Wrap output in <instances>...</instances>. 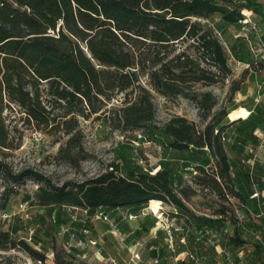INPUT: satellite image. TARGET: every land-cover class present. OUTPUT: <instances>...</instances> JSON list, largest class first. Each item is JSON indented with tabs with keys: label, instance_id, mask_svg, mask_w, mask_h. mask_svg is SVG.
I'll list each match as a JSON object with an SVG mask.
<instances>
[{
	"label": "trees",
	"instance_id": "obj_1",
	"mask_svg": "<svg viewBox=\"0 0 264 264\" xmlns=\"http://www.w3.org/2000/svg\"><path fill=\"white\" fill-rule=\"evenodd\" d=\"M244 11L259 16L264 24V9L251 1L0 0L1 156L9 143L3 114L11 107L19 108L29 123L67 137L57 158L75 169L89 156L78 119L103 115L113 129L132 134V144H157L182 157L189 154L182 169L193 172L194 183L221 200L212 215H197L188 206L197 190L190 185L177 189L174 181L181 169L166 163L156 173L111 165L95 178L56 186L34 170L15 172L0 159V178L5 181L0 198V251L20 249L36 262L48 264L47 254L36 246H49L53 264H79L74 247L69 252L57 247L58 229L69 223L64 207L89 215L76 225L83 228L98 210L126 209L137 215L151 201L177 210L175 215L184 220L185 237V243L175 239L173 249L152 251V259H161L165 253L174 259L178 250H188L213 264L207 248L216 234H222L228 244L238 243L241 221L229 198L245 208L247 196L238 188L240 179L245 190L255 186V181L264 190L262 178L251 171L254 151L260 145L255 133L264 125V102L257 103L246 119L229 121L230 114L244 107L234 103L213 112L216 96L200 90L221 85L231 76L221 34L209 24L210 19L219 16L225 24L236 26L245 19ZM256 35L251 31L247 38L229 42L228 50L237 62L256 65L249 44ZM260 64L259 71L264 69V63ZM240 90L239 82H234L231 92ZM120 94L125 95L121 107L104 110ZM155 95L190 101L204 126L180 116L162 127L154 124ZM230 130L234 132L231 138L227 137ZM27 180L42 186L35 198L25 195L23 204L31 203L42 211L32 218L27 215L25 221L24 214L11 215L10 204ZM227 224L234 228L231 236L225 234ZM257 229L263 241L255 243L252 260L264 264V218ZM26 230L34 244L20 237ZM148 232L142 228L137 234ZM64 235L69 237V233ZM216 247L220 250L223 245L216 240L215 252ZM180 264L197 263L189 258Z\"/></svg>",
	"mask_w": 264,
	"mask_h": 264
},
{
	"label": "rangeland",
	"instance_id": "obj_2",
	"mask_svg": "<svg viewBox=\"0 0 264 264\" xmlns=\"http://www.w3.org/2000/svg\"><path fill=\"white\" fill-rule=\"evenodd\" d=\"M239 1H251L264 9V0ZM243 15L245 19L236 26L225 24L219 16H214L209 22L221 34L218 37L226 48L228 65L231 69V76L223 84L200 90L202 92H212L216 96L218 104L213 112L223 108L229 109L234 103L244 107L238 111L247 109L250 112L257 103L264 102V69L259 71L260 68H257L261 67L260 63H264V24H262L261 18L253 13L245 15L243 12ZM221 28L225 29V32ZM251 31L257 34V38L252 42L256 54L255 66L237 63L233 60L228 50L229 42L236 38H247ZM234 82H239L241 88L236 93L231 92ZM124 99L125 95H118L104 110L110 111L115 107L120 108ZM155 104L157 114L154 124L159 127H162L176 116L185 117L189 121L202 125L201 127L204 126L195 106L182 97L168 99L155 95ZM230 116L231 114L228 116L229 121H233ZM3 117L9 135V143L7 144L8 148L2 149L0 159L7 163L15 172L31 169L50 180L54 185L63 186L67 182H83L87 179L95 178L105 173L111 165L140 167L144 171L156 173L166 163L172 166L176 165L181 169L174 181L177 189L190 185L197 190V195L188 204L197 215H212L217 205L221 202L215 193L194 183V176L191 175L193 172H185L182 169V161L183 163L184 161L186 162L187 160L184 159H189V154H185V157H182L181 153L165 150L157 144H132L130 140L133 139V135L130 133L123 134L113 129L109 123L104 121L103 115H93L87 120L84 118L78 119V129L84 136V147L89 155L88 159L81 163L80 169H75L57 158L59 149L66 142L67 137L61 133L53 134L44 128H39L33 121L29 123L26 115L22 114L19 108L11 107V109L5 110ZM236 119L246 118L238 117ZM140 134L141 130L137 131L135 135ZM233 135L234 132L231 131L227 137L231 138ZM253 155L257 156L256 159L258 160L264 159V147L259 145ZM257 164L258 162L251 163L252 175L255 177L258 175ZM260 167L259 170H262L260 175L264 178V162L260 164ZM241 182L243 184L244 181ZM254 185L251 190L256 192L258 191L256 181ZM4 186L5 181L0 178V198L4 191ZM41 186V183L34 180H27L24 184H21L18 187V196L10 204L11 215L24 214L25 221H28L26 220L27 215L32 218L35 213L42 211L38 206H31V203L23 204L24 196L31 195L35 198ZM249 189L247 188L246 190ZM229 202L241 221L240 241L238 243L235 242V248L227 250L229 245L227 239L223 238L220 233L216 234L215 239H211L212 241H210L207 248L208 261L211 260L210 262L213 264H228L229 262L224 261L217 251L212 250V245H215V241L218 240L223 245V248L220 247V251H230L229 253H233L235 259H237L232 264H259L255 259L252 260V254L255 249V243L263 241V234L257 229V226H259L264 216L257 218L254 208L248 202H246L245 208H241L239 202L232 197L229 198ZM161 207H163L162 213L164 215L159 214ZM152 208H154V211H148L147 209L140 211L136 216L142 217L135 222H132L134 221L133 219L125 217L126 213L130 214L126 209L112 211L107 214H105L103 209L98 210L94 216L90 217V224L79 228V226H76L79 220L86 221L89 215L80 209L64 207L63 209L69 223L59 227L56 234L57 247L67 252L72 249L71 247H74L78 251L75 254V262L79 264H153V261H151L152 251H160L161 248L169 250L163 244L165 243V234L159 230L161 225L157 224V221H159L158 217L160 220H164V218L170 220L172 225H174L175 239L178 242L184 237V220L181 216L175 215L178 212L172 205H163L162 202L155 201L152 202ZM118 220L120 223H118ZM130 226L136 229V234L129 241L125 234L131 231ZM142 228H148L149 232L140 236L137 233ZM233 231L232 225L227 224L225 234L231 236ZM65 233H69V237L65 236ZM25 234H28V236ZM29 234L30 230H26L20 237H28V243L34 244L30 240ZM36 248L43 250L47 254L48 264H53V251L49 246L37 245ZM133 253L140 254L141 260H135ZM178 254L179 250L177 251ZM247 255L248 258L246 257ZM3 260L10 262V264H42L31 259L20 249L0 251V263ZM174 263L175 260L170 259L168 253H165L161 255L158 264ZM180 263L181 259L178 261V264Z\"/></svg>",
	"mask_w": 264,
	"mask_h": 264
},
{
	"label": "crops",
	"instance_id": "obj_3",
	"mask_svg": "<svg viewBox=\"0 0 264 264\" xmlns=\"http://www.w3.org/2000/svg\"><path fill=\"white\" fill-rule=\"evenodd\" d=\"M221 29H223V28H221ZM217 32H218V30H217ZM249 44H250V47H251V59H255V57H256V54H255V52H254V49H253V46H252V42H249ZM233 58V57H232ZM233 60L234 61H236L234 58H233ZM237 62V61H236ZM237 63H239V62H237ZM240 64H242V63H240ZM245 65V64H244ZM243 111H245V112H247L248 114H247V116L246 117H243V118H247L248 116H249V114H250V112L247 110V109H244ZM258 137H259V139H260V146H262V147H264V125L263 126H260V127H258L257 128V130H256V133H255ZM257 158V156H255L254 157V159L252 160V162L251 163H255V162H258V164H257V171H258V177H261L262 178V181L264 182V178L260 175L261 173H262V170H259L261 167H260V164L261 163H263L264 162V159L262 158V159H260V160H258V159H256ZM262 160V161H261ZM238 186H239V188L241 189V190H243L245 193V195L247 196V202L248 203H250V205L252 206V208H254V211L256 212V217L257 218H261V216H264V190H262L261 191V189H260V187H258V191H253V190H251V188L249 189V190H245L244 189V187H243V184H242V182H241V179L240 180H238ZM255 193H258L259 194V196H258V198H255V199H253V198H251ZM163 203V202H162ZM160 214V213H159ZM142 216H133V220L134 221H132V222H135V221H138V220H140L139 218H141ZM156 218H157V216H156ZM158 220H160L159 219V217H158ZM165 220V219H164ZM164 220H162L161 219V221H164ZM161 221H157V223L159 222V224H160V222ZM245 222V221H244ZM118 223H120V221L118 220ZM162 228V227H161ZM130 230H131V232H128V233H126L125 234V236H126V238H127V240H131L132 239V237H134V235L136 234V229H134V227H132V226H130ZM159 230H161V229H159ZM165 237H166V235H165ZM183 240H185V237H183L182 239H181V242L183 241ZM164 242H165V239H164ZM164 244V243H163ZM230 248H235V242H233V243H231V244H229L228 246H227V250L228 249H230ZM184 252V251H183ZM224 252V257H223V260L224 261H229L228 262V264H232L233 263V261H235V260H237V259H235V256L233 255V253H229L228 251H223ZM182 253V252H181ZM181 253H179L176 257H179V259H181V262H183V261H185V260H187V259H184V258H182V256H180L181 255ZM241 253V252H240ZM220 257H222V253H221V255H220ZM247 258H248V255L246 256ZM252 259H253V255H252Z\"/></svg>",
	"mask_w": 264,
	"mask_h": 264
},
{
	"label": "built area",
	"instance_id": "obj_4",
	"mask_svg": "<svg viewBox=\"0 0 264 264\" xmlns=\"http://www.w3.org/2000/svg\"><path fill=\"white\" fill-rule=\"evenodd\" d=\"M259 194L258 193H255L251 198L255 199V198H258ZM163 205H166V203H163ZM148 207V208H147ZM145 209H147L148 211H151V207H152V201L148 204ZM143 211V210H142ZM163 207H161V210H160V214L161 215H164L163 213ZM125 217H129V219H132L133 218V215L131 214H125ZM165 221H161L160 224L159 222L157 223L158 225H161V232H164L166 237H165V243H164V246H166L167 248L169 249H173L174 247V240H175V229H174V225H172V223L170 222V220L168 218H164ZM171 223V224H170ZM182 243H185V240L182 241ZM216 251L219 255H221V251L219 250L218 247H216ZM182 258L184 259H189V258H192L193 260H195V262L197 264H209V263H206V262H203L201 261L200 259L196 258L193 256V254L188 251V250H185L184 252L181 253ZM133 258L137 261L141 260V257H140V254L138 253H133ZM159 258H155V259H152L151 261H153V264H158L159 263ZM175 260V263L174 264H178V261L180 260L179 257H175L174 258Z\"/></svg>",
	"mask_w": 264,
	"mask_h": 264
},
{
	"label": "bare ground",
	"instance_id": "obj_5",
	"mask_svg": "<svg viewBox=\"0 0 264 264\" xmlns=\"http://www.w3.org/2000/svg\"><path fill=\"white\" fill-rule=\"evenodd\" d=\"M245 15H250L247 11H244ZM247 112L245 111H237L231 114L230 118L231 120H235L238 117H246L247 116ZM151 211H154V208L151 207Z\"/></svg>",
	"mask_w": 264,
	"mask_h": 264
},
{
	"label": "water",
	"instance_id": "obj_6",
	"mask_svg": "<svg viewBox=\"0 0 264 264\" xmlns=\"http://www.w3.org/2000/svg\"><path fill=\"white\" fill-rule=\"evenodd\" d=\"M105 214H107V213H105Z\"/></svg>",
	"mask_w": 264,
	"mask_h": 264
}]
</instances>
